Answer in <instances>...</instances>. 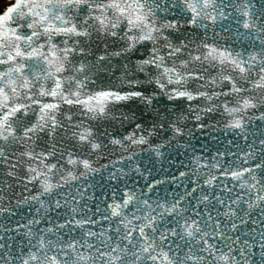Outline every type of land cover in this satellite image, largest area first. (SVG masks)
I'll return each mask as SVG.
<instances>
[{
	"label": "snow or ice",
	"instance_id": "1",
	"mask_svg": "<svg viewBox=\"0 0 264 264\" xmlns=\"http://www.w3.org/2000/svg\"><path fill=\"white\" fill-rule=\"evenodd\" d=\"M232 23V40L254 49L221 35ZM262 36L264 6L252 0H14L0 13V163L30 193L17 205L34 215L4 228L0 264H264V133L244 135L253 115L264 121ZM189 119L245 143L228 139L213 154L189 142L188 171L143 189L134 178L98 199L84 187L101 171L85 156L106 137L136 146L170 132L151 149L162 157ZM179 178L191 181L184 194L148 195Z\"/></svg>",
	"mask_w": 264,
	"mask_h": 264
},
{
	"label": "water",
	"instance_id": "2",
	"mask_svg": "<svg viewBox=\"0 0 264 264\" xmlns=\"http://www.w3.org/2000/svg\"><path fill=\"white\" fill-rule=\"evenodd\" d=\"M14 0H0V13H3L8 7L12 5ZM255 10H261L262 6H264V0H252ZM177 18H179V13H176ZM171 18V17H170ZM181 24L184 23L183 20L180 21ZM218 32L219 28L216 29ZM240 31H243L241 29ZM221 35L228 39L230 42L234 44L236 47L248 46L251 45L250 39H236L232 40L233 37L237 36L236 26L234 23L228 25V31L226 33H221ZM264 38V36H262ZM258 43V42H257ZM256 46L251 45V49H254ZM250 49V50H251ZM110 51L113 49H109ZM99 55V53H97ZM141 55H143V50L141 51ZM133 59H137L138 57L133 56ZM89 59H92L89 56ZM113 64H116V60L113 59ZM118 74V73H117ZM97 83H100L99 81ZM179 113L173 110V118L178 116ZM258 115V113L256 114ZM167 116V114H165ZM220 118L217 117V120ZM217 121H210V123H216ZM180 125L184 127L185 135L177 136L175 140H172L171 146L165 147L162 149L164 155L162 157H156L152 154L151 149L156 147L157 145L164 143L165 140H171L170 132H161L158 135H155L150 138L149 144L147 145H136V146H114L108 144V138L106 137L102 143L107 145L106 148L102 149L100 152L88 156L85 158H89L94 168L101 169L100 172L90 175L87 182L84 183V187H88L91 185V192H94L99 199L101 193L110 192L113 187H115L118 183L120 184V188L124 187V184L132 185L133 179L137 181L135 187L139 189H143L147 182H151L154 179H163L170 180L172 176L179 177L180 171H188V168L184 167L180 161H183L184 165L189 163V159L191 156L190 151H186L189 142L193 148H195L198 152L203 145L208 152L215 153L217 148H227L226 141L228 139L234 140L235 143H239L241 146L245 143L240 136H235L233 133L229 132L227 135L221 134L219 128L216 131L205 130L201 131L197 127V122L194 120H181ZM107 132L110 136H116L117 129L115 127H108L105 125ZM119 131L124 135H127L125 128H120ZM261 133H264V121H257L255 119V115H253L251 125L246 129L244 135H247L249 140H255L260 136ZM215 137L219 140V143L216 142ZM116 138H121L120 136H116ZM183 145L184 147H179ZM22 149L18 146H13L9 149V151H15L18 153ZM136 153L138 155L133 156L132 160L126 159V157L133 155ZM12 160H15V157H12ZM139 166L141 171L148 169V172H145L144 178H141L138 173L134 172V169ZM127 173L126 176L122 177L123 183L119 180H111L109 177L110 172H116L119 175L120 171ZM22 170L17 171V177L22 176ZM195 179V177H193ZM83 183V182H82ZM184 185H188L190 188L191 181L187 178H179L175 183H164L158 186L155 192L149 193L152 199H156L157 197L160 200H171L173 198V193L177 195L184 194L188 189L184 187ZM10 186V187H9ZM31 188V185L28 186ZM239 189H236L231 193V196H235ZM30 193L25 191V187L16 177H9L8 175V165L5 163H0V207L9 208L11 212L0 214V235H4V228H15L18 223L25 222L28 218L34 215V213L29 212L28 205H17L16 201L21 199L22 196H28ZM215 195L220 196L221 198L227 199L229 194L223 193L219 190L215 191ZM247 199V196L245 197ZM184 206H188L185 204ZM100 207L103 208V202L100 203ZM220 211H226L227 209L218 206ZM243 208L244 206L241 205ZM259 210H253L252 218L256 219L258 217ZM221 219H224L221 217ZM248 231L247 228L244 229ZM7 235L15 236V233H7ZM17 240L20 237L15 236ZM257 253L259 252L256 249Z\"/></svg>",
	"mask_w": 264,
	"mask_h": 264
}]
</instances>
